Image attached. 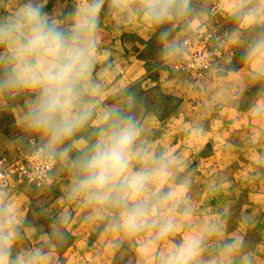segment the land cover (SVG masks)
Returning a JSON list of instances; mask_svg holds the SVG:
<instances>
[{"label":"rangeland","instance_id":"obj_1","mask_svg":"<svg viewBox=\"0 0 264 264\" xmlns=\"http://www.w3.org/2000/svg\"><path fill=\"white\" fill-rule=\"evenodd\" d=\"M227 1L232 2L188 0L185 15L153 23L157 40L155 46L148 45V51L162 50L165 59L160 65H164V76L172 80L178 95L157 96L162 91L155 85L154 97H144L142 87L149 83H141L135 90L138 104L156 103L163 113L182 97L189 102L188 122L177 123L176 134L185 137L178 144L190 146L191 151L172 159L171 184L175 188L162 189V193L175 192L173 200L160 211L161 219H172L175 228L161 237H157L155 228L128 236L112 229L110 217L89 219L92 210L83 204L49 203L57 193L56 163L50 178L41 185L13 176L0 194V208L6 206L10 196H16L18 208L25 203L31 206L34 224L23 239L26 246H31L27 254L57 246L58 252L42 257L39 264L42 260L45 264H170L171 253L193 237L200 240V245L188 253L191 264H264V110H257L264 104L255 102L264 97V81L251 84L249 89L247 79L237 77V104L227 106L223 112L222 85L216 82L223 74L241 67L251 49L264 39V12L261 23L241 26L247 8L225 16L223 10L228 13L230 8ZM261 5L263 10L264 3ZM204 26L214 28V39L224 53L209 71L192 76L180 67L179 59L184 50H195L192 41L205 30ZM172 45H179L182 53L172 54ZM160 73L156 68L152 77ZM11 123L9 113L0 115L1 127ZM204 124L208 132L198 141L195 133L204 132ZM33 142L39 143V137L26 136L16 142L5 139L0 144V157L14 159ZM36 225L52 234L55 229L58 235L38 238ZM36 242L42 246L32 248ZM20 253L17 257H23Z\"/></svg>","mask_w":264,"mask_h":264},{"label":"clouds","instance_id":"obj_2","mask_svg":"<svg viewBox=\"0 0 264 264\" xmlns=\"http://www.w3.org/2000/svg\"><path fill=\"white\" fill-rule=\"evenodd\" d=\"M123 8L128 0H111ZM104 0H81L74 12L55 18L43 4L28 2L11 15L0 17V95L24 94L25 111L20 123L39 137L32 153L41 173L54 164L70 167L73 180L68 199L91 208L89 219L110 217L111 227L128 236L145 229H157V237L175 228L172 219H161L163 205L175 192L162 193L169 177L166 160L153 158L138 145L140 128L130 114L132 102L104 110V123L95 139L85 146L80 134L95 119L104 95L103 86L93 78L96 64L95 33ZM136 10L153 23L181 17L188 0H136ZM71 17L70 23H65ZM246 18H255V12ZM169 51L182 53L179 45ZM254 51L264 52V39ZM264 73V65L258 68ZM264 110V106L257 109ZM93 134H89V139ZM79 150L75 158L71 153ZM135 162H143L134 167ZM0 208V264H39L42 253L33 251L11 259L15 229ZM58 235L53 230V237ZM193 237L171 253L170 264H191L188 253L199 248Z\"/></svg>","mask_w":264,"mask_h":264},{"label":"crops","instance_id":"obj_3","mask_svg":"<svg viewBox=\"0 0 264 264\" xmlns=\"http://www.w3.org/2000/svg\"><path fill=\"white\" fill-rule=\"evenodd\" d=\"M252 1H227L226 5H229L230 8L228 13L226 10H223L222 14L232 16L243 7H246L247 9L244 10L246 13L242 18L241 26L250 27L251 25L259 24L261 23L262 12H264V9L261 10L260 7L262 6L261 3H264V0H261L262 2ZM28 2L43 4L45 6L44 10L50 13L52 18H55L61 12L71 13L77 10L81 0H0V17L11 15L23 4ZM136 7V0H128L127 5L123 8H114L111 0H104L98 18V28L95 33L97 47L96 64L93 71V78L103 86L104 95L100 99L101 107L98 109L95 119L90 123L87 130L80 134V139L83 140L85 146L95 139V130L104 123L102 115L105 109L118 104L126 106L129 102H132L133 106L130 109V114L135 117L140 128L138 145H141L153 158L159 159L163 157L167 160L169 177L164 180L162 189L168 188L169 190V188H175V185L171 184V173L174 169L171 166L172 159L185 156L187 152L191 151V147L189 146L188 148L185 142L183 146L178 144L185 137L183 138L176 134L177 123L185 124L188 122L189 102L187 98L184 97V99L182 97L177 105H173L171 110L163 113L156 103L148 102V105H144L141 103L138 104L134 100L135 90L141 83H149L148 86L144 84L145 86L142 87L143 91L141 94L144 97H154L152 92L155 85H159L158 90L162 91L161 94H156L157 96L164 95L167 98H173L178 95L177 88L172 86V80L166 79L164 76V69H162L164 65H160L163 59H165L164 53H161L162 50L160 52L159 49L155 48L153 52L148 51V45L150 43L153 46L156 44L157 39L154 37L156 28L153 22H149L141 13L137 12ZM225 7L227 8V6ZM249 12H255V18H246ZM71 19L69 17V20L65 23H70ZM254 49L255 47L248 53L247 59L241 67L237 68L233 73L223 74L216 81L218 85H222L220 90L222 92L223 103L228 104L220 107L222 110L220 112H223L227 106L234 107L237 104L234 105V98L237 96L235 90L236 88L238 89L235 84L237 83V77L241 79L246 78L248 83L247 88L249 89H252L251 84L254 85L255 82L259 83V80L264 81V73L258 71V68L264 65V52L254 51ZM156 68L160 69L161 73L154 79L152 73ZM262 92L264 94V90ZM27 99L28 97L24 94L0 95V115L9 113L12 120V123L7 128L1 127L0 124V144L5 139H11L16 142L26 139V136L32 135L20 123L21 116L25 111V101ZM208 102L210 105V101ZM255 102L264 104V97L258 100L256 99ZM204 127V132L198 130L195 133V137L199 135L197 138L198 141L204 137L202 135L208 132L206 124H204ZM90 133L93 134L91 139H89ZM78 151L74 150L71 153L72 158H75ZM142 163L135 162L134 167L138 168ZM72 180L73 172L71 168L59 163L54 180L57 193L50 199L49 203L64 202L65 205H68L71 202L72 204H82L78 200L68 199V189ZM15 200L16 196H10L6 202V206L3 208L7 210L6 219L11 221L15 229L12 255L10 257L13 260L16 259L17 254H21L20 252L25 257L27 256V252L30 251L31 246H26L23 239L34 224L30 204L25 203L23 207L18 208L15 205ZM88 213L89 218L91 212ZM75 216H78V214ZM35 228L37 229L35 234L38 238L45 235H53L50 231L40 229L37 225ZM41 246V244L36 242L32 248L37 249ZM39 251H41L44 259L49 254L58 252V248L57 246H52L51 248L39 249ZM40 264H45L44 260Z\"/></svg>","mask_w":264,"mask_h":264},{"label":"built area","instance_id":"obj_4","mask_svg":"<svg viewBox=\"0 0 264 264\" xmlns=\"http://www.w3.org/2000/svg\"><path fill=\"white\" fill-rule=\"evenodd\" d=\"M204 27L205 30L192 41L196 46L195 50H184L179 59L180 67L192 76H201L209 71L224 53L214 39V28ZM55 166L56 164L52 166L51 171L41 173L39 164L34 159L32 146L26 151H21L14 159L0 157V194L9 185V179L13 176L30 184L41 185L50 178Z\"/></svg>","mask_w":264,"mask_h":264}]
</instances>
